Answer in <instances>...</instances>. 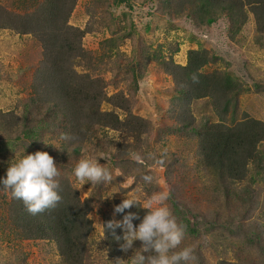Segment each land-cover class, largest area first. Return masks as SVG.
Instances as JSON below:
<instances>
[{
    "label": "trees",
    "instance_id": "trees-1",
    "mask_svg": "<svg viewBox=\"0 0 264 264\" xmlns=\"http://www.w3.org/2000/svg\"><path fill=\"white\" fill-rule=\"evenodd\" d=\"M106 1L116 7L124 6L128 0H93V4L101 5ZM77 2L0 0V32L31 40V44L41 50L40 61L31 78L30 95L17 100L18 111H0V179L5 178L9 165L18 162L23 155L47 152L59 171L56 179L61 197L55 207L31 214L21 200L12 198L6 191L7 199L2 200V208L8 223L6 228L13 240L44 248L57 257L53 264H128L127 261L141 250L142 242L136 240L130 249L121 251L120 246L125 241H117L111 231L104 233L103 229L99 241H92L93 226L89 216L101 211L103 225L110 220L122 221L128 213H135L137 219L132 221L135 229L148 210L133 198L138 201L136 206L116 213L114 208L122 200L116 198L109 203L107 190L137 196L140 192L149 196L151 192L166 191L178 182L174 167L189 171L191 183H199L203 192H211L214 213L221 206L229 225L235 226L242 216L238 211L231 214V205L238 207L244 201L250 203L258 199L259 188L254 177L260 174L264 163L260 149L264 143V121L239 111V97L247 91L244 81L235 79L229 71L214 67L206 70L220 59L204 48L189 50L184 65L164 62L163 70L180 97L173 111L166 108L174 133L181 131L195 140L192 163L184 151L167 156L168 145L156 149L150 142L156 133L154 125L132 113L133 103L123 93L108 95L105 81L94 74L98 67L92 53L82 44L91 24L83 27L70 24ZM140 2L148 9L159 11L169 23L200 22L198 31L216 25H222L228 36L255 31L259 48H264V0ZM25 3H30L31 10L18 13L13 9L16 5L27 6L23 5ZM133 29L139 39L137 28ZM193 76L197 77L196 82ZM131 78L133 85L128 89L138 91V75L133 72ZM254 93L258 96L264 93V84L255 83ZM197 102L206 107V112L199 117L193 112ZM41 124L49 125L53 132L58 131L62 142L60 151L54 150L52 145L37 144L38 125ZM110 133L115 137L110 138ZM62 134H69L71 139H62ZM82 159L98 160L114 177L107 184L85 183L89 190L84 199L73 184V169ZM145 174L153 177L151 183L142 181ZM169 176L172 179L167 178ZM242 221L249 222L247 227L251 230L256 228L253 231L256 233L247 237L253 239L258 225L250 218ZM198 232V227L192 226L180 245L193 249L197 264H259L251 257H241L236 262L218 257L223 238L215 236L213 244L204 246L198 239L191 241ZM115 235L123 237L124 229L116 228ZM96 253L102 259H96ZM252 253L250 250L249 254ZM141 254L146 258L151 255Z\"/></svg>",
    "mask_w": 264,
    "mask_h": 264
},
{
    "label": "rangeland",
    "instance_id": "rangeland-1",
    "mask_svg": "<svg viewBox=\"0 0 264 264\" xmlns=\"http://www.w3.org/2000/svg\"><path fill=\"white\" fill-rule=\"evenodd\" d=\"M109 2L94 5L93 0H78L70 24L76 27L91 24L82 44L84 49L92 53L93 61L98 67L94 74L105 81L108 95L123 93L133 103L132 113L154 125L156 133L150 142L156 149L160 145H168L167 156L184 151L189 162L194 161V137L185 136L181 131L174 133L167 114L166 108L173 111L174 104L180 97L173 90L171 78L163 70L164 62L184 65L189 50L208 49L211 55L220 60L206 70L214 67L220 71H229L235 79L244 81L247 91L239 97V111H245L252 118L264 121V93L259 96L254 93L255 83L264 84V48H259L255 31H241L228 36L222 25L198 31L201 28L200 22L187 20L180 24L169 23L158 14L159 11L148 9L140 0H128L125 7H112ZM23 5L27 6L16 5L13 9L18 13L31 10L30 3ZM133 28H137L139 39ZM31 43L26 38L0 32V111L16 110L17 100L30 95L32 74L40 61L41 52L37 45ZM133 72L138 75V91L128 89L129 85H133ZM7 76L9 82V79L6 80ZM103 108L109 109L107 106ZM205 109L203 103L197 102L193 112L199 117L206 112ZM38 126L37 144L52 145L54 150L60 151L62 142L58 138V131H51L49 125ZM109 137L114 138L115 135L110 133ZM1 148L0 146V150ZM260 149L264 156V143ZM173 169L178 176V182L175 181L166 190L170 193L166 203L178 223L187 226L186 234L192 226L198 227L197 237L191 241L197 242L195 239H198V243L206 246L214 243L215 236H221L223 240L219 250L222 252L218 257L224 256L228 262L251 257L259 264H264V163L259 170L260 174L254 177L259 188L258 199L250 203L244 201L238 207L231 205L233 212L230 210L231 214L238 211L242 220L250 218L258 225V233L250 240L247 237L255 234L253 231L256 228L251 230L247 227L249 222L242 220H238L235 226H230L226 211L221 206L214 213L211 192H203L198 187L199 183H191L189 171L176 167ZM167 178L172 179L171 176ZM73 184L84 199L89 188L85 184L80 187L76 180ZM156 192L149 193V196ZM5 194L6 191L0 190V264H53L57 257H53L44 248L38 249L32 244L13 240L6 228L8 223L2 208V200L7 199ZM149 196L143 192L137 196L133 193H109L107 190L109 203L116 198L122 201L126 198H137L143 205ZM101 213L96 211L89 216L93 226L92 241H99L102 234ZM242 223L244 227H241ZM250 250L253 251L252 254H249ZM95 257L102 259L98 253Z\"/></svg>",
    "mask_w": 264,
    "mask_h": 264
},
{
    "label": "clouds",
    "instance_id": "clouds-1",
    "mask_svg": "<svg viewBox=\"0 0 264 264\" xmlns=\"http://www.w3.org/2000/svg\"><path fill=\"white\" fill-rule=\"evenodd\" d=\"M196 82L197 77H192ZM62 139L69 140V134H62ZM157 163L162 161L157 160ZM75 180L80 187L85 183L92 186L107 184L113 181V175L98 163V160L82 159L73 169ZM59 171L53 157L47 152L37 151L33 154L23 155L15 164L9 165L5 178L0 179V190L10 193L11 197L21 200L28 212L37 214L55 207L61 200L57 192L59 187L57 177ZM144 183H151V175L141 177ZM170 193L160 191L149 196L141 207L147 209L143 221L134 229L132 221L137 219L135 213H128L122 221L110 220L101 227L103 232L111 231L114 238L123 239L125 244L120 246L121 251L130 249L133 242H142L141 250L127 262L128 264H197V257L191 247H183L186 235V225L178 223L176 217L167 205ZM138 201L132 198L124 199L115 206L114 211L121 213L125 209L136 206ZM124 229L123 237L115 235V229ZM179 249V250H177ZM141 253H151L147 258ZM119 262H124L117 260Z\"/></svg>",
    "mask_w": 264,
    "mask_h": 264
}]
</instances>
